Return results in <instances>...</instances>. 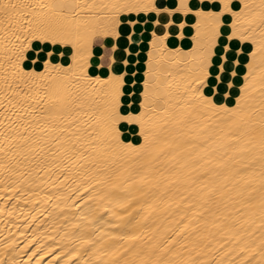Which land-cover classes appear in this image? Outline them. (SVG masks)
<instances>
[{
	"label": "snow or ice",
	"instance_id": "obj_1",
	"mask_svg": "<svg viewBox=\"0 0 264 264\" xmlns=\"http://www.w3.org/2000/svg\"><path fill=\"white\" fill-rule=\"evenodd\" d=\"M139 7L84 0H0V155L12 163L19 145L38 144L40 152L29 149L32 159L25 157L36 171L47 170L59 157L62 171L83 173L67 196L71 200L82 192L73 205L82 218L92 216L95 223L105 203L110 205L105 214L114 216L120 210L130 219L140 216V232L113 237L129 241L128 246L110 253L97 249V262L264 264V0H222L211 5L219 11L198 13L211 22L210 42L199 45V59L189 53L190 58L153 72L150 57L140 110L124 115L119 99L123 76L89 75L88 58L93 40L108 34L96 28L99 13ZM229 15V43L213 77L208 70L212 46ZM234 39L250 52L233 101L235 83L227 68ZM33 41L45 47L71 46L72 63L65 67L45 59L43 71L37 72L42 58L37 50L30 69L26 61ZM242 51L237 49V55ZM25 107L33 119H39V112L49 122L35 128L22 123ZM121 121L139 126L140 143L125 141ZM48 141L59 146L50 159L44 154ZM0 167L7 171L6 164ZM96 244L89 238L82 247ZM81 254L74 252L75 259L65 261L66 250L55 264H77ZM38 255L33 253L29 261ZM0 264L6 261L0 259ZM36 264H43V257Z\"/></svg>",
	"mask_w": 264,
	"mask_h": 264
},
{
	"label": "bare ground",
	"instance_id": "obj_2",
	"mask_svg": "<svg viewBox=\"0 0 264 264\" xmlns=\"http://www.w3.org/2000/svg\"><path fill=\"white\" fill-rule=\"evenodd\" d=\"M161 1L84 0L85 3H127L140 6L139 10L117 12L105 9L100 12V20L96 24V28L98 31L106 30L108 34L100 35L93 40L90 49L91 56L88 58L89 75L105 76L106 78V75L115 73L118 76H123L124 83L120 89L121 96L119 99L120 109L124 115L140 110L150 57L152 70L155 72L158 68L171 66L173 61L178 62L190 58L188 57L189 53L194 56V50H198L201 43L208 44L210 42L207 40L211 31V22L197 14L219 11L218 8L213 9L211 5L222 3V0H178V4L177 0H167L164 4ZM231 3L242 4L243 0H231ZM176 14L180 15L179 19L175 17ZM144 15L154 17L150 37L145 42L135 44L132 41L131 33H129L127 34V41L130 42V45L127 46L125 52L122 51L120 38L126 35L124 34L125 28L122 27L123 23L133 24L136 17L139 18ZM198 21L200 22L199 28L197 27ZM198 32L199 37L197 36ZM230 32L231 18L229 15L223 21L221 35L216 38V43L212 46L214 55L208 70L213 77L219 72V62L223 56L225 44L229 43L228 35ZM97 40H104L105 43L112 45L111 63L105 68L99 63L98 46L94 45ZM231 45L232 52L229 57L227 73L235 83V94L232 97L234 101L235 96L239 95V89L247 72L250 47L241 45L238 39H234ZM133 46L140 50L139 59L136 62L129 57L131 54L133 55V51H131ZM241 47L243 51L237 55L236 50ZM37 50L42 52V58L38 60V66L35 68L37 72L43 71L45 59H50L52 65L63 64L65 67L72 63L71 46H53L48 43L45 47L44 43L33 41V48L30 49L32 54L26 61L30 69L33 67L32 61L36 59ZM49 52L53 53L51 58L48 57ZM61 52L65 54L61 56ZM237 59L240 61L238 65L235 63ZM139 63L143 65L141 71L134 67ZM173 71L177 73V69L173 68ZM233 71L237 72L236 77H232ZM138 72L141 73V79L135 82L134 76ZM137 77L135 76L136 79ZM130 78L131 80H129ZM135 84L139 86L138 90ZM220 102L224 101L221 100ZM22 111L26 113L25 121L22 123L26 122L33 128L43 127L49 122L48 118L39 112L35 114L39 119H33L31 115H27L26 107ZM120 131L123 133L126 142H141L138 139L139 126L135 123L121 121ZM47 135H52V133H47ZM35 138L41 139L39 133L36 134ZM58 147V145L48 141L44 145L45 156L50 159ZM29 149H33L35 153L40 152L38 144L34 145L29 142L18 146L19 155L12 163L5 162L3 156L0 155V163L7 166V171L4 167H0V259L5 260L6 264H13V262L16 264H36V260L43 257V264H48L49 260L55 264V260L59 259L60 255L67 250V256L64 257L65 261L68 260V257H73L74 252H80L82 254L77 264H86V261L88 264H103V260L96 261V256L101 254L97 249L110 253L115 248L128 246L129 241L114 240L113 237H126L140 232V227L136 223L140 216L130 219L124 211L120 210H117L114 216L105 214L103 209L110 207L105 203L100 205L95 223L92 222V216H88L86 219L82 218L83 214L77 212L73 207L78 202L82 192L71 200L67 199V196L71 189L78 187L75 181L80 180L83 173L76 172L71 168L67 172L62 171L63 164L59 157L55 162L48 164L47 170L38 172L25 160L26 156L32 159L33 153H30ZM16 161H20L22 166L17 167ZM66 175L69 177L67 180H65ZM128 211L132 212L133 209L130 208ZM89 238L97 240L95 247H87L86 245L82 247L83 241ZM84 248H87L86 252ZM50 249L51 251H49ZM33 253H39V255L34 256L29 261L28 258L33 256ZM73 258L75 259V257ZM61 264H64V261H61Z\"/></svg>",
	"mask_w": 264,
	"mask_h": 264
},
{
	"label": "crops",
	"instance_id": "obj_3",
	"mask_svg": "<svg viewBox=\"0 0 264 264\" xmlns=\"http://www.w3.org/2000/svg\"><path fill=\"white\" fill-rule=\"evenodd\" d=\"M165 2H167V0H162L161 3L164 4ZM177 4H178V0H177ZM150 17L144 15V16H140L139 18L136 17V23L134 22L133 24L131 23H123V26L125 28L124 30V34L120 39H121V43H122V51H126L127 46L130 45V42L127 41V34L131 33L132 35V41L135 44L141 43V42H145L147 41V39L150 37V31L152 28V19L154 18L152 15H149ZM175 17L177 19L180 18L179 14H176ZM140 23V24H139ZM132 27V28H131ZM141 30V31H140ZM133 33V34H132ZM140 40V41H139ZM209 42V39L207 40ZM94 45L97 47V52L99 53V63L102 65L103 68L107 67L111 62H110V55L113 53L112 50V45L110 43H105L104 40H97ZM110 46V47H109ZM99 49V51H98ZM131 51H133V55L131 54L130 59L134 62L138 61L139 59V51L138 49L135 48V46L131 47ZM101 53V54H100ZM194 56L199 59L200 57V50L198 48L194 50ZM135 69L137 68V70L141 71L143 68L142 63H139L138 65L134 66ZM103 71V70H101ZM101 73V72H100ZM137 75H135L137 77V79L134 76V80L139 81L138 79H141L140 76V72L136 73ZM132 78V77H131ZM131 78L129 80H131ZM136 89H139V86H137V84H135ZM134 86V87H135Z\"/></svg>",
	"mask_w": 264,
	"mask_h": 264
},
{
	"label": "rangeland",
	"instance_id": "obj_4",
	"mask_svg": "<svg viewBox=\"0 0 264 264\" xmlns=\"http://www.w3.org/2000/svg\"><path fill=\"white\" fill-rule=\"evenodd\" d=\"M191 45V44H190ZM139 71V70H138Z\"/></svg>",
	"mask_w": 264,
	"mask_h": 264
}]
</instances>
